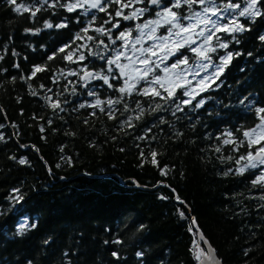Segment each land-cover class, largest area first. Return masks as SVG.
Instances as JSON below:
<instances>
[{"label":"trees","instance_id":"1","mask_svg":"<svg viewBox=\"0 0 264 264\" xmlns=\"http://www.w3.org/2000/svg\"><path fill=\"white\" fill-rule=\"evenodd\" d=\"M68 1L15 0L27 8L15 11L0 0V264H198L192 217L223 264H264V183L237 171L264 107V15L219 32L227 47L210 54L230 62L187 99L181 87L154 96L143 79L121 93L113 45L98 33H115L106 14L118 6L87 16ZM146 1L145 17L158 7ZM21 224L36 227L17 235Z\"/></svg>","mask_w":264,"mask_h":264},{"label":"rangeland","instance_id":"2","mask_svg":"<svg viewBox=\"0 0 264 264\" xmlns=\"http://www.w3.org/2000/svg\"><path fill=\"white\" fill-rule=\"evenodd\" d=\"M103 2V0H102ZM148 5H151L150 0L146 1ZM231 1H220L213 0L215 6L219 7L221 10L217 13L216 16H213L211 12L204 13L203 7H212L206 0L205 5H199L198 8L194 10H188L189 6L183 3L181 0V5H184V11H189L187 14H180L172 8V11L177 13L178 19L175 22L181 27H186L192 25L186 32H180L179 27H173L172 24L165 23L160 17L157 16L158 12H161L164 7H171L175 0H170L168 3L160 2L157 8L152 10V15L145 17V14L148 13L149 9L147 6H143L137 0H131L130 2L120 0L119 3H115L117 10L122 11L121 16H117L116 12L113 15L107 13L106 15L110 16L107 21L113 24H118L122 27L113 28L115 33L112 32H98L102 35H108L109 39L113 45L110 55L108 56L109 60L114 61L112 65L119 72L120 76L123 79V83L135 84L141 80V76L144 75L146 69L151 68L150 72H147V75L143 78L142 88L147 91H158V92H171L172 89L177 87V85H183L182 93L188 92V95H185L187 99H192L201 89L207 88L210 83L215 79L216 75L219 73L217 68L222 66L221 57H226L228 53L218 54L217 62L213 59V55L210 54V51L215 52L216 47H220V31H225L220 25H226L228 27V32L233 31L238 25L239 12L246 6V0H242L239 4L240 7L237 9H229L228 11L223 10V5ZM77 0H69L68 4H76ZM233 3V2H231ZM124 5H128L125 7ZM153 5V4H152ZM21 6V10L25 8V5L21 2H15V7ZM87 9V10H86ZM96 9H99L96 8ZM88 8V5L85 4L83 8L77 7L74 11H77L79 14H86L90 16L91 11L96 10ZM137 9H146L143 13L136 12ZM135 12V16L133 13ZM201 13L200 17L197 18L194 13ZM123 16H130L132 18L125 20ZM144 17V18H141ZM184 17H189L184 19ZM160 23H150L146 27L143 26L149 21H157ZM215 21V25L212 23ZM155 29V31H153ZM201 29L204 30V35H199ZM125 32L126 35L124 38H119L120 33ZM180 32L179 35L177 33ZM82 40L87 38L83 36ZM114 41V43H113ZM195 41V43H191ZM187 47L186 51H190L191 54H180L183 49ZM195 48L196 51L193 52L191 49ZM178 49V50H177ZM214 49V50H213ZM198 53H201L198 55ZM167 55V58L165 56ZM70 58L78 62L83 61L79 64L81 70L80 74L82 75L86 70L85 58L82 57L80 52L76 50L70 51ZM207 57V59H205ZM158 65V67H157ZM176 65V67H172ZM167 68V71H165ZM159 76L162 78L163 87L160 84L153 83V77ZM207 77V79H205ZM264 115V114H262ZM261 123V120L258 124ZM257 124V125H258ZM256 125L253 127L255 128ZM252 129V128H251ZM250 130V129H249ZM248 131V130H247ZM260 133H257V138ZM249 140V137H246ZM261 144H264V141H261ZM257 144L255 152L261 146ZM248 154V153H247ZM247 154L244 157H247ZM247 163V160H242L240 167H243ZM251 168V167H249ZM258 173L256 174L259 177L264 173V165H259L256 168Z\"/></svg>","mask_w":264,"mask_h":264},{"label":"snow or ice","instance_id":"3","mask_svg":"<svg viewBox=\"0 0 264 264\" xmlns=\"http://www.w3.org/2000/svg\"><path fill=\"white\" fill-rule=\"evenodd\" d=\"M8 2L12 3V4H15V0H8ZM107 2H108V0H103V2H102V0H77L76 4H68V5H63V6L66 7L67 10L70 11V12L74 11L77 7L83 8L85 4L88 5V8L96 9V8L99 7L100 11H105L104 4H106ZM112 2L113 3H119L120 0H112ZM137 2H143V0H137ZM160 2H161V0H150V3L153 4V5H159ZM207 2L209 4H211L212 7H207V6L203 7V12L204 13L211 12V14L213 16H216L217 13L221 9L214 5L213 0H207ZM183 3L187 4L189 6V8H191V6L193 4L205 5L206 0H183ZM261 3H262V0H246V6L239 12V15L240 16H247V17L251 18L254 21L256 17L264 15V13L261 12L260 7L257 6L258 4H261ZM52 6H55V5H52ZM124 6L127 7L128 5H124ZM180 6H181V0H175V3H173L171 7H164L161 12L157 13V16L160 17L165 23L172 24L173 27H179L180 28V32H186L190 28H192V25H188L186 27H181L178 24H176L175 22L177 21L178 16H177L176 12L172 11V8H179ZM239 7H240L239 4H235V3L229 2V3L223 5V10L224 11H228L229 9H237ZM14 10L15 11H20L21 10V6H17ZM24 10L27 11V8H24ZM145 10L146 9H137L136 12H139V13L142 14L143 11H145ZM36 11H40V9H36ZM36 11L32 12L33 16H35ZM122 14L123 13H122L121 10H117V12H116L117 16H121ZM194 15L197 18H199L201 13L196 12V13H194ZM133 16H135V12L133 13ZM123 18L125 20H127V19H130L132 17L123 16ZM188 18L189 17H184V19H188ZM106 23H108V21H106ZM150 23L159 24L160 21L159 20H157V21H149L145 25L138 26V27H146ZM212 23L215 25L216 22L212 21ZM52 26H53L52 24H50L48 22H45V27L51 28ZM64 26L65 25H63V24L57 25V27H64ZM118 26H119L118 22L116 24L112 25L113 28H116ZM220 27L223 28L225 31L229 30L226 25H220ZM232 30L233 31H243L245 29L241 25V26H238V27H236L235 29H232ZM26 31H27V29H26ZM37 31H39V29H37ZM97 31H100V29H97ZM106 31L110 32L111 29H107ZM153 31H155V29H153ZM180 32H178L177 35H179ZM125 35H126L125 32H121L119 38H124ZM199 35H204V30L203 29H201ZM259 38L262 41H264V35H261ZM113 43H114V41H113ZM191 43H195V41H191ZM220 46L221 47H227L226 44H221ZM191 50L193 52L196 51L195 48H192ZM61 51H63V49H61ZM199 54H201V53H198V55ZM232 55H233L232 53H228V55L226 57H221L222 66L217 68L218 72H222L223 71V68L226 67L227 64L230 62V58H231ZM237 55H239V53H237ZM165 58H167V55L165 56ZM0 59H2V57H0ZM49 59H52V57H49ZM205 59H207V57H205ZM113 62L114 61L109 60V63H113ZM157 67H158V65H157ZM172 67H176V65H172ZM42 70H43L42 67L36 66L34 68L33 75H35L36 71H42ZM109 71H111V70H109ZM150 71H151V68L146 69L144 75L141 76L140 78L143 79L147 75V72H150ZM165 71H167V68H165ZM205 79H207V77H205ZM104 80H105V83H108L107 78H104ZM152 82L155 83V84H160L162 87L164 86L163 82H162V78L159 77V76L153 77V81ZM109 87H111V85H109ZM177 87H183V85H177ZM134 88H135V84L129 85L126 82L125 87H121L119 89V91L121 93H124L126 91L130 93ZM201 90H205V89H201ZM33 94H35V93H33ZM142 94L146 95L147 92H144ZM153 95L154 96H159V95H161V93L158 92V91H154ZM185 95H188V92H185ZM169 96H174V89H173L172 92L169 93ZM192 99H195V96H193ZM189 102L190 101H183V103H185V104H187ZM96 103H97V105H99L100 101L97 100ZM111 103H112V101H109V104H111ZM116 103H119V100H117ZM202 103H203V101H200L196 105V107H200V105ZM241 103H244V101L242 100ZM137 106L139 107V104H137ZM54 107H59V105L56 104V105H54ZM80 107H84V105L82 104V105H80ZM159 107H160V105H157V108H159ZM101 111H103V109H101ZM141 111H143V110L141 109ZM256 112H257V114H264V107L257 108ZM260 120H261V123L256 125L255 128H252V129L244 132V136L245 137H249V142L250 143L261 144V141H264V115H260ZM41 130L43 131V129H41ZM258 132L260 133V135L257 138V133ZM0 139H3V136H0ZM217 151H219V149H217ZM152 155H153V157H155L157 155V153L153 152ZM240 159L241 160H245V159L247 160V163L243 167L237 169V171L240 172V173H243L245 171V169L248 168V167L256 168L258 166V164L259 165H264V144H261V146L257 149L255 154L253 152H249L247 154V157L242 156V157H240ZM155 162L156 161L154 160L153 163H155ZM19 163L20 164H25L26 161L24 159H20ZM237 163H239V161H237ZM229 171H231V170H229ZM161 174L162 175H166V172H164L162 170ZM225 175H227V173H225ZM253 183L254 184L264 183V173H262L259 177H257V179L253 181ZM261 198L264 199V197H261ZM20 199H22V197H20ZM181 215H183V212H181ZM27 227L34 228V227H36V225L35 224H32V225L21 224L19 229H18L17 235L22 234L26 230ZM140 227L143 228V225H141ZM201 240H203V236H201ZM119 242L120 241H116V243H119ZM112 255H113V257H117L118 256V254L116 252H113ZM137 256H142V253L138 252ZM199 258H200V254H197V259H199ZM29 264H32V262L29 261Z\"/></svg>","mask_w":264,"mask_h":264},{"label":"water","instance_id":"4","mask_svg":"<svg viewBox=\"0 0 264 264\" xmlns=\"http://www.w3.org/2000/svg\"><path fill=\"white\" fill-rule=\"evenodd\" d=\"M94 74L93 70H88L83 73L82 79H89ZM192 222L194 229L197 232V238L200 242H202L203 246L200 248V258L198 260V264H223L222 260L218 257L215 249L209 242V240L203 235L202 231L198 228L195 218L192 217ZM201 236H203V240H201Z\"/></svg>","mask_w":264,"mask_h":264}]
</instances>
